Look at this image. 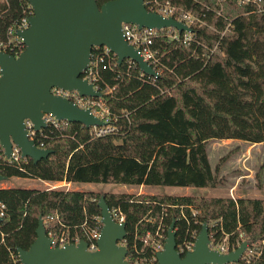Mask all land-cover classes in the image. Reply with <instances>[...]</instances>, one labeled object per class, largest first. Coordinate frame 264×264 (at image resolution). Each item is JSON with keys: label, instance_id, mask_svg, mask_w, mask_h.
<instances>
[{"label": "trees", "instance_id": "16d2710c", "mask_svg": "<svg viewBox=\"0 0 264 264\" xmlns=\"http://www.w3.org/2000/svg\"><path fill=\"white\" fill-rule=\"evenodd\" d=\"M106 1L97 0L100 6ZM170 1L199 21L191 32L158 30L149 45L157 76L131 59L119 63L113 52L100 63L96 83L103 96L97 99L108 108L114 130L98 136L95 126L79 122L47 126L34 139L53 152L37 162L10 160L0 144V174L52 182L216 187L225 157L212 167L209 140L264 142V0ZM25 10L30 15L29 0H0V39L18 28ZM187 33L191 38L186 40ZM102 51L94 47L93 59ZM102 195L125 216L123 244L132 263L150 259L154 253L145 237L161 222L167 233L175 220L178 247L195 242L207 222L213 244L227 238L233 249L246 239L260 252L254 262L240 264H264V198L23 187L0 188L5 206L0 264H22L17 249L29 248L39 218L54 212L64 224L54 229L89 241V232L102 227Z\"/></svg>", "mask_w": 264, "mask_h": 264}, {"label": "water", "instance_id": "95a60500", "mask_svg": "<svg viewBox=\"0 0 264 264\" xmlns=\"http://www.w3.org/2000/svg\"><path fill=\"white\" fill-rule=\"evenodd\" d=\"M33 14L29 26L19 30L25 49L18 55L0 51V144L5 155L11 157L13 144L21 149L22 157L35 162L47 158L52 149L43 148L29 136L25 120L34 128L47 126L44 114L58 120L79 122L87 127L105 125L91 107H80L63 95L54 94L59 87L77 91L80 96L102 97L103 92L82 75L89 66L95 46H107L118 57L135 61L147 74L158 72L142 54L139 47L130 43L123 31L124 23L143 28L179 31L193 29L173 16H164L146 7L145 0H108L101 6L97 0H29ZM7 179L0 174V181ZM1 204V200H0ZM102 228L98 249L89 250V243L54 246L47 234L43 217L39 218L37 237L29 248L17 249L22 264H134L127 259L128 247L122 244L127 235L125 221H117L102 195L99 199ZM3 219L0 216V221ZM208 223L204 222L193 250L182 255L177 249L175 220L168 228L164 249L157 253L156 264H226L238 262L248 241L236 249L221 253L210 247ZM140 264H154L144 262Z\"/></svg>", "mask_w": 264, "mask_h": 264}, {"label": "built area", "instance_id": "2783aa9c", "mask_svg": "<svg viewBox=\"0 0 264 264\" xmlns=\"http://www.w3.org/2000/svg\"><path fill=\"white\" fill-rule=\"evenodd\" d=\"M237 1L240 4H246L250 1H256V0H237ZM145 4H146V7L151 11H157L163 14L164 16H173L174 18L178 20L184 21L190 26L196 24L199 21V18H197L198 20L193 19L194 14H192L189 11H185L180 6L172 4L170 0H167V1L145 0ZM32 14H33V10L31 6L30 15H28V12L25 10V15L22 17V20L20 21L18 28L15 31L12 29H9L7 33V37L5 39L4 38L0 39V51H4L7 53L16 52L17 54L15 56H18L24 50L22 49V43L24 44V42H23V39L18 35V31L24 30L29 26V17ZM123 31H124V35L126 39L130 43L134 44L136 47H139L142 54L145 56V58L148 61L149 59H153L155 57V53L149 48V45L152 43L153 38L158 34L157 29L143 28L142 30H140L138 26L135 24L124 23ZM185 38L186 40L191 38L189 33L186 34ZM95 47H103V51L97 54L94 57V59L92 55V59L89 63V66L84 71L82 77L86 78L89 82L93 83L94 87L99 90L96 82L98 81L100 63L103 62L106 57H110L111 56L110 54L112 51L107 46H95ZM1 75H2V69L0 66V77ZM52 91L54 94L63 95L65 97H68L69 99L77 103L80 107H84V108L91 107L92 111L98 117L106 121L105 125L95 126V132L98 136L110 133L114 130L113 125L109 122V119H110L109 110L106 107L104 101L99 100L96 97L80 96L77 91H69V90L59 88V87H54ZM44 120L47 126H54L58 128L64 125H67L69 123L66 120H58L57 118H55L54 116L48 113L44 114ZM25 124L28 130L29 136L32 139H34L36 134L42 131L43 129L42 128L39 131L36 130L34 128V123L30 119H26ZM7 158L10 160L14 159L15 161H19L20 158H25V157H22L21 149L16 144H13V153L11 157H7ZM4 207H5L4 204L1 203L0 204V216L2 217L4 215ZM112 214H113V217L117 221H125L124 214L120 212L118 209H112ZM44 224L46 226L48 236L52 238L54 246H64L65 244L72 243V242L78 243L80 240V237L76 233L72 234L66 229L60 230V232L54 229V227L57 224L64 226L57 212L47 215L44 218ZM100 231L101 229H92L89 232V239H90L88 241L89 250L94 251L98 249V239L100 237ZM241 236H243V234H241ZM165 240H166L165 239V227H164L163 222H161L156 232L155 233L149 232L144 240V243L146 245H149L154 255H152L150 259H145V258L138 259L134 264H140L144 262H150V263L156 264L157 263V253L164 249ZM241 243H239V245ZM194 245H195V242L192 243V242L186 241L184 244L180 245L179 247L177 245V249L182 255H185L188 251L193 250ZM210 247L212 249L218 250L221 253H228L236 249V248L231 249V246L228 243L227 238L223 242H220L217 244H213L211 240ZM259 255H260V252L255 248V246L251 245L248 242V246L245 249L244 253L242 254L240 261L230 262L226 264L252 263L255 261L256 258L259 257Z\"/></svg>", "mask_w": 264, "mask_h": 264}, {"label": "rangeland", "instance_id": "374dc122", "mask_svg": "<svg viewBox=\"0 0 264 264\" xmlns=\"http://www.w3.org/2000/svg\"><path fill=\"white\" fill-rule=\"evenodd\" d=\"M220 5L223 7L224 4L220 3ZM193 16V19L198 18L195 15ZM207 150L211 165L214 169L220 159L225 157L218 172L221 183L216 187L145 185L146 188L140 189V185L114 182H52L39 178L14 176L1 180L0 188H57L62 190L93 191L100 194L109 192L115 194L197 195L205 197H232L234 199L240 197L264 198V142L250 143L234 138L211 139L208 141ZM259 172L260 174L258 175ZM167 236L168 229L167 233H165V239ZM243 241L248 240L244 239Z\"/></svg>", "mask_w": 264, "mask_h": 264}, {"label": "crops", "instance_id": "0c3cea01", "mask_svg": "<svg viewBox=\"0 0 264 264\" xmlns=\"http://www.w3.org/2000/svg\"><path fill=\"white\" fill-rule=\"evenodd\" d=\"M145 185H140L139 188L140 189H144ZM146 188V187H145ZM139 190V189H138ZM139 194V193H138Z\"/></svg>", "mask_w": 264, "mask_h": 264}]
</instances>
